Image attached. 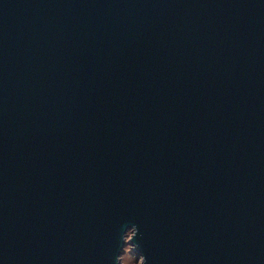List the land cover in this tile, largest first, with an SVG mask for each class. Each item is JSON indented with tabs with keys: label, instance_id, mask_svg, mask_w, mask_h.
Instances as JSON below:
<instances>
[{
	"label": "water",
	"instance_id": "1",
	"mask_svg": "<svg viewBox=\"0 0 264 264\" xmlns=\"http://www.w3.org/2000/svg\"><path fill=\"white\" fill-rule=\"evenodd\" d=\"M127 246L264 264V0H0V264Z\"/></svg>",
	"mask_w": 264,
	"mask_h": 264
},
{
	"label": "rangeland",
	"instance_id": "2",
	"mask_svg": "<svg viewBox=\"0 0 264 264\" xmlns=\"http://www.w3.org/2000/svg\"><path fill=\"white\" fill-rule=\"evenodd\" d=\"M127 239H129V235ZM121 264H141V262L139 259H136L134 254L131 253V248L127 246L121 256Z\"/></svg>",
	"mask_w": 264,
	"mask_h": 264
}]
</instances>
